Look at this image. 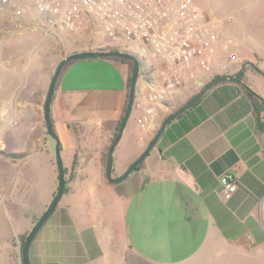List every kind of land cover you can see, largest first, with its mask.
Listing matches in <instances>:
<instances>
[{"label": "crops", "instance_id": "crops-1", "mask_svg": "<svg viewBox=\"0 0 264 264\" xmlns=\"http://www.w3.org/2000/svg\"><path fill=\"white\" fill-rule=\"evenodd\" d=\"M3 40L0 32L1 44ZM64 40L90 46L82 52L113 47L90 30L73 38L64 35ZM30 69L22 68L23 74ZM228 69L225 75H232L235 66ZM2 70L10 73L6 67ZM210 71L199 83L184 81L168 104L157 106L146 100L148 90L139 76L131 115L113 154L112 177L118 178L143 153L158 120L196 95L213 74H222L213 66ZM130 72L127 62L113 57L78 59L62 68L50 119L63 167L74 176L67 178V191L36 233L28 250L30 264H183L191 244L201 237L243 256L251 251L250 245H263L264 135L256 129L251 98L241 84L225 82L210 88L174 120V127L160 136L137 171L119 183L106 179L102 156L123 116ZM256 74L245 71L260 94L251 85L249 89L264 99V76ZM42 77L35 96V126L41 133L48 89L47 76ZM148 109L153 113L143 130L136 120ZM18 153L25 155L7 151L0 140V170L15 167L18 158L9 154ZM227 170L237 174L238 188L231 195L218 184L219 175ZM96 205L104 207L103 220L110 223L104 232L107 246L97 254L86 246L87 241L96 243L95 235L80 222L81 216L89 220V214L96 213L91 210ZM30 229L1 246L5 250L0 264H22L20 238Z\"/></svg>", "mask_w": 264, "mask_h": 264}, {"label": "rangeland", "instance_id": "rangeland-1", "mask_svg": "<svg viewBox=\"0 0 264 264\" xmlns=\"http://www.w3.org/2000/svg\"><path fill=\"white\" fill-rule=\"evenodd\" d=\"M193 1L212 21L211 27L217 37L212 51L214 71L226 74L229 73L228 67L234 65L235 74L241 63L250 59L264 73V0ZM3 15L7 14L0 11V32L4 34V40L0 43V140L7 147V151H23L25 158L15 159L17 165L13 168L2 167L0 170V258L5 250L1 246H7L8 242L22 234V231L33 228L46 206L50 204L58 186L55 142L45 134V125L43 133L35 126V96L42 85V76H47L48 87L61 58L80 52L81 48L90 49V46H82L79 42L65 41L62 34H55V38H52L45 36L40 30L25 29L21 32L10 22V14L7 15L8 21L1 20L5 18ZM31 17L48 27L42 15L34 13ZM105 39L107 42L108 39ZM124 49L130 52L131 46ZM7 52L10 55L7 56ZM7 59L12 63H8ZM3 67L10 73L4 72ZM28 67L31 68L30 73L23 74L22 68ZM247 67L246 71L256 74L251 67ZM209 72L211 71L204 74ZM191 81L195 82L194 79ZM241 85L246 90L249 85L252 86L246 76ZM253 86V92L260 94L258 86ZM171 95L162 103H151L156 106L166 104L165 102L168 104ZM4 109L6 112H2ZM170 112L171 110L166 115ZM162 120L157 121L156 131ZM148 123L149 120L143 127L139 126L146 130ZM40 137L41 141H38ZM119 153L120 151H117V154ZM72 172H66L65 179H71L69 176ZM91 210L96 213H90L89 220L86 216H81L80 222L88 228L90 234L95 235L96 243L90 245L87 241L86 246L93 248L97 254L102 253L103 248L107 246L104 232L109 229L110 223L107 224L103 220L104 207L91 206ZM249 248L251 251L243 256L231 251L229 246L223 250L216 242L201 237L200 242L191 244L183 264H264V244H253Z\"/></svg>", "mask_w": 264, "mask_h": 264}, {"label": "built area", "instance_id": "built-area-1", "mask_svg": "<svg viewBox=\"0 0 264 264\" xmlns=\"http://www.w3.org/2000/svg\"><path fill=\"white\" fill-rule=\"evenodd\" d=\"M0 11L11 15L1 20L9 19L21 32L40 30L55 38L90 30L122 51L131 46L148 102L164 101L186 80L199 82L214 63L217 37L212 21L193 0H0ZM34 13L42 15L48 27L31 17ZM151 113L148 109L138 125L143 127ZM218 184L233 194L237 174L224 171Z\"/></svg>", "mask_w": 264, "mask_h": 264}, {"label": "water", "instance_id": "water-1", "mask_svg": "<svg viewBox=\"0 0 264 264\" xmlns=\"http://www.w3.org/2000/svg\"><path fill=\"white\" fill-rule=\"evenodd\" d=\"M108 58V57H115L120 58L121 60H126L131 62L132 64V70H131V79L129 82V93L127 97V103H126V109L124 112V116H122L119 128L117 130V134L114 136V139L108 149V152L106 154V161H105V177L109 182H121L123 181L129 173L133 172L135 168H137L145 159L147 155H149V152L151 149L157 144L160 136L165 131L166 126L169 122H171L173 119L179 118L182 114H184L188 109H190L194 103H196L199 99H201L207 91L213 86L220 83H238L242 77L244 67L249 66L254 71L262 74L264 76V73L257 68V66L253 63L252 60L247 59L244 62L241 63L238 71L233 75H223L218 76L216 78H212L209 80L202 89L194 95L191 99H189L185 104H183L178 109L173 110L168 116H166L162 122L160 123L157 131L155 132L154 136L150 139V141L147 144L146 149L143 151L141 155L137 159H135L126 169L124 173H122L118 178L112 177V167H113V154L115 151V148L117 144L119 143V140L121 138V135H123L124 128L126 126V122L131 115L132 106L135 98V88H136V82L139 78V59L136 55L130 53V52H120L115 49H98L94 51H85V52H76L73 54H70L66 56L65 58H61L59 62L57 63L55 67L54 74L50 78L47 94L44 97L43 102V121L45 125L46 134L54 140L55 142V163L57 167V190L55 191L54 196L52 197V200L50 204L48 205L47 209L43 212V214L37 219L36 223L34 224L33 228L30 229L23 246H21V261L22 264H30L29 257H28V250L31 246V243L39 230L43 226V224L46 222L52 211L56 208L58 201L61 199L63 195V191H65V177H64V167L61 161L60 157V147H59V140L57 136L55 135V131L53 129L51 119H50V104L52 96L54 95V88L56 81L58 77L60 76L62 68H64L68 63L74 60L78 59H92V58ZM262 103V102H261ZM57 264V263H53Z\"/></svg>", "mask_w": 264, "mask_h": 264}, {"label": "trees", "instance_id": "trees-1", "mask_svg": "<svg viewBox=\"0 0 264 264\" xmlns=\"http://www.w3.org/2000/svg\"><path fill=\"white\" fill-rule=\"evenodd\" d=\"M107 49H115V50H118V51H120V52H125V51H122L120 48H117V47H108V48H105V49H103V50H107ZM113 58H115V57H113ZM117 59H119V60L122 61V62H127V63L131 66V70H132V64H131V62L126 61V60H121L120 58H117ZM247 68H248L247 66L244 68V71H243V74H242V77H241L240 81H239L238 83H234L235 85H236V84H237V85H240V84H241V82L243 81V78L245 77V71H246ZM223 75H225V74H216V75H213L212 78H216V77H218V76H223ZM212 78H211V79H212ZM130 79H131V72H130V74H129V77L127 78V97H128V93H129V88H128V87H129ZM217 85H218V84H217ZM213 86H216V85H213ZM213 86H212V87H213ZM212 87H211V88H212ZM246 93H247L248 96L251 98V104H252L253 112H254V115H255V119H254V121H255L256 129H257L259 132L263 133V135H264V99H262V98H260L259 96L255 95V94L252 93V91L249 90V89L246 90ZM127 97H126V99H125V106H124L123 116H124V112H125V109H126ZM199 100H200V99H199ZM199 100H198V101H199ZM198 101H197L196 103H194V105H196V104L198 103ZM261 102H262V103H261ZM194 105H193V106H194ZM193 106H192V107H193ZM192 107H191V108H192ZM191 108H190V109H191ZM190 109H188L185 113H187ZM185 113H184V114H185ZM184 114H182L179 118H176V119L179 120L180 118H182V116H184ZM164 118H165V117H164ZM121 119H122V117H121ZM121 119H120L118 125L116 126V129H115V132H114V135H113L112 140L114 139V136L117 134V130H118V128H119V125H120ZM176 119H173L171 122L168 123V125L166 126L165 131H164V133L162 134V136H165V135L167 134V130H168L169 128H173V127H174V124H175L174 120H176ZM186 129H187V128H185V130H186ZM46 133H47V132H46ZM46 133H45V134H46ZM46 135H47V134H46ZM162 136H161V137H162ZM112 140H111V142H112ZM263 141H264V139H263ZM263 145H264V144H263ZM107 152H108V149H107V151L105 152V154H103V156H102V164H103V167H104V168H105V161H106V154H107ZM22 155H23V153L9 154V156H10V157H13V158H20V157H22ZM142 164H143V162H142L137 168H135L133 171H135V170L137 171V170L142 166ZM66 172H67L66 169H64V177H65V175H66ZM73 176H74V174L71 173V175H70L69 177L72 179ZM66 183H67V179H65V191H67ZM65 191H63V194L65 193ZM27 235H28V232L20 238L21 246H23L24 241H25ZM21 246H20V247H21Z\"/></svg>", "mask_w": 264, "mask_h": 264}]
</instances>
